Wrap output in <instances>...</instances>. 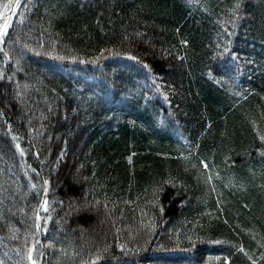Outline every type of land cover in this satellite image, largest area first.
Segmentation results:
<instances>
[{"label":"trees","instance_id":"trees-1","mask_svg":"<svg viewBox=\"0 0 264 264\" xmlns=\"http://www.w3.org/2000/svg\"><path fill=\"white\" fill-rule=\"evenodd\" d=\"M5 21L0 264H264V0H0Z\"/></svg>","mask_w":264,"mask_h":264},{"label":"snow or ice","instance_id":"snow-or-ice-1","mask_svg":"<svg viewBox=\"0 0 264 264\" xmlns=\"http://www.w3.org/2000/svg\"><path fill=\"white\" fill-rule=\"evenodd\" d=\"M17 3H19V0H17ZM7 28H8V23H7V21H5L3 26H0V42L3 41V37L6 35ZM5 55H7V53H5ZM132 59H135V57H132ZM145 67H147V65H145ZM261 139L264 140V137H261ZM205 167H207V165H205ZM44 183L47 184L48 181H44ZM33 187H35V186H33ZM44 192H45V195H46L47 194V189L46 188L44 189ZM47 205H48V201H47V199H45L42 202V204H41V207L44 209L45 212L48 211ZM36 219H37V221H39L41 219L39 214H37ZM49 219H50V217H49ZM40 227H41V225L39 223H37L36 224V228L40 229ZM217 243H219V241H217ZM34 251H35V245H33L32 249L29 250L28 259L31 261V264H37V261L32 258V253ZM92 264H95V262L93 261Z\"/></svg>","mask_w":264,"mask_h":264}]
</instances>
